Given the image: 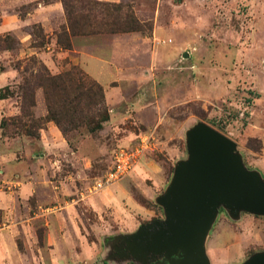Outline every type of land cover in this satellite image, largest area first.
Here are the masks:
<instances>
[{"label":"rangeland","instance_id":"1","mask_svg":"<svg viewBox=\"0 0 264 264\" xmlns=\"http://www.w3.org/2000/svg\"><path fill=\"white\" fill-rule=\"evenodd\" d=\"M198 121L264 176V0H0V264H136L113 237L164 217ZM141 133L130 173L94 188ZM205 245L240 264L264 216L221 207Z\"/></svg>","mask_w":264,"mask_h":264},{"label":"water","instance_id":"2","mask_svg":"<svg viewBox=\"0 0 264 264\" xmlns=\"http://www.w3.org/2000/svg\"><path fill=\"white\" fill-rule=\"evenodd\" d=\"M188 53H183L187 57ZM186 158L177 160L156 197L164 217L114 236L110 257L136 264H210L206 239L221 207L264 216V176L245 166L236 142L204 121L185 131ZM240 264H264V250Z\"/></svg>","mask_w":264,"mask_h":264},{"label":"built area","instance_id":"3","mask_svg":"<svg viewBox=\"0 0 264 264\" xmlns=\"http://www.w3.org/2000/svg\"><path fill=\"white\" fill-rule=\"evenodd\" d=\"M150 145V136L141 133L134 144L118 148L113 155L111 166L98 179L94 188L101 189L126 177Z\"/></svg>","mask_w":264,"mask_h":264},{"label":"crops","instance_id":"4","mask_svg":"<svg viewBox=\"0 0 264 264\" xmlns=\"http://www.w3.org/2000/svg\"><path fill=\"white\" fill-rule=\"evenodd\" d=\"M140 171H141V168L138 167V168L136 169V172H135L134 176H136V173H137V172H140ZM143 172H144V171H143ZM134 178H135V177H134ZM73 228H74V227H73Z\"/></svg>","mask_w":264,"mask_h":264},{"label":"trees","instance_id":"5","mask_svg":"<svg viewBox=\"0 0 264 264\" xmlns=\"http://www.w3.org/2000/svg\"><path fill=\"white\" fill-rule=\"evenodd\" d=\"M66 44V47H68L69 46V43L67 42V43H65ZM101 89V88H100Z\"/></svg>","mask_w":264,"mask_h":264}]
</instances>
